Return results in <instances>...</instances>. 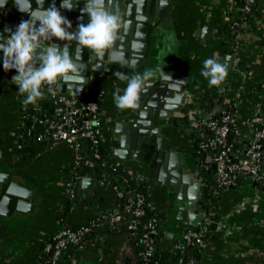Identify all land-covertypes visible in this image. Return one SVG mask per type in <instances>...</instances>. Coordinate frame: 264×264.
Instances as JSON below:
<instances>
[{"label": "crops", "instance_id": "0c3cea01", "mask_svg": "<svg viewBox=\"0 0 264 264\" xmlns=\"http://www.w3.org/2000/svg\"><path fill=\"white\" fill-rule=\"evenodd\" d=\"M233 1L180 0L178 4L171 6L165 18L153 30L143 69L118 66L115 71L101 78L97 89H103L104 96L99 104L98 116L102 124V141L110 143L111 152L114 147L111 145L113 125L124 120L131 110L118 109L114 103L113 95L116 90L120 89L123 94L126 87V82L114 75L117 71L126 74L133 71L142 73L146 69L155 70L164 66L163 71L167 76L185 82L182 111L173 114L170 120L160 121V136L166 138L169 152L179 154L184 173L191 175L196 182V142H193L199 139V135L190 127L189 118L194 114L191 111L184 113V108L197 101L201 93L205 92L211 99H216L221 94L216 87L210 88L208 81L200 74L204 59L215 58L224 62L225 58L233 57L230 64L227 60L229 74L221 86L224 91H228L224 95L225 104L235 101L237 118L242 121L253 117L260 102L261 89L249 90L245 88V82L264 81V0H242L244 6L246 4L253 9L250 10L252 14L235 44V54L232 51L225 53L226 47L220 40L219 23L220 19L227 20L230 15L235 19L240 18V10ZM244 6H240V9ZM207 27L211 34L206 39V36H202V31ZM15 73L1 71L8 82L0 93V156L4 171L11 173L12 180L33 192L31 203L35 209L32 214L14 212L12 217L0 216V264H40L45 245L56 232L85 224L93 215L105 216L119 209L114 189L97 181L91 191L81 189L80 182L78 202L67 204L66 183L69 181L74 155L70 146H51L48 138L40 135L36 142L43 139L46 142L36 153L18 154L17 145L24 117L18 106L19 95L22 94L12 81ZM159 77L161 76L157 74L151 81ZM240 87L244 90L238 99L235 94ZM86 100L87 97L82 102L85 103ZM207 106V109H198V114L215 113L217 104L209 107L210 103H207ZM44 108L47 115L43 114L40 121L45 125L47 133L54 119L50 113L52 107L45 103ZM173 120L179 123L173 124ZM25 126L27 130L32 128L31 122H26ZM239 132L244 136L246 129L240 126ZM116 160L134 175L144 168L153 211L165 213L161 228L163 251H179L181 258V253L186 250L184 262L192 260L193 264H264V191L255 192L247 181H242L231 189L213 187L210 198L212 209L206 214L200 204L207 183L203 184L199 193L200 200L193 208L194 213L203 214L196 226L210 219L211 214L217 215L219 222L213 235L205 239L202 246L184 244L181 242L184 227H196L190 225L189 220L183 222L177 218L179 208L186 207L187 202L178 201L172 188L167 187L175 199L166 205L162 204L158 199L162 185L148 177V169L143 163ZM90 201V205L85 204ZM199 205L201 210L198 212ZM114 224L104 222L99 226V232H94L93 229V235L85 236L83 244L72 258V264H142L137 256L138 246L131 243L125 233H106L107 229H114L119 225ZM104 225L107 227L102 228Z\"/></svg>", "mask_w": 264, "mask_h": 264}, {"label": "water", "instance_id": "95a60500", "mask_svg": "<svg viewBox=\"0 0 264 264\" xmlns=\"http://www.w3.org/2000/svg\"><path fill=\"white\" fill-rule=\"evenodd\" d=\"M180 0H105V7L110 12L120 15L130 21L127 33H121L112 48L105 51L103 58L96 57L88 49L82 51V62L86 65L83 89L62 85L57 93L68 98L79 99L76 108L79 109L84 98L90 97L97 89L100 80L109 72L119 67H132L143 69V62L147 59L149 40L153 30L160 21L165 18L172 5ZM35 9L38 0H30ZM62 0H44L43 7L47 9L51 4L61 11L71 23L70 31L78 29L80 24H87V15H82L80 9L84 7V0H77L72 10L61 9ZM243 3L241 7H243ZM26 13L18 10L14 0H7L3 8H0V43L14 32L21 21L29 20ZM232 21H229L231 23ZM203 37L209 38L211 30L204 28ZM53 43L63 46V41L53 40ZM75 44L70 46V54L74 51ZM3 53L0 52V57ZM228 63L233 57H227ZM119 66V67H118ZM15 73L12 76H16ZM57 87V86H54ZM185 82L176 77H159L150 82L141 92L137 107L130 110L124 120L114 123L111 145L115 159L123 161L133 160L143 163L148 169V177L156 180L162 186L172 188L178 201L187 202L186 207L179 208L177 218L196 226L203 218V214H196L194 206L200 200V184L194 181L191 175L184 173L178 153L169 152L165 137H161L160 121L170 120L173 114L182 111L184 104ZM48 108V105H46ZM53 114V109H50ZM1 155V146H0ZM0 156V216L12 217L14 212L32 214L35 206L31 203L33 192L16 181L12 180L11 173L5 172ZM214 165L212 169H214ZM95 180L83 178L81 189L91 191ZM201 210L200 205L197 211ZM116 224V223H115ZM114 224V225H115ZM104 225L102 228H106ZM100 227L94 232H99ZM192 248V247H191ZM187 251L181 253L177 264H183Z\"/></svg>", "mask_w": 264, "mask_h": 264}, {"label": "built area", "instance_id": "2783aa9c", "mask_svg": "<svg viewBox=\"0 0 264 264\" xmlns=\"http://www.w3.org/2000/svg\"><path fill=\"white\" fill-rule=\"evenodd\" d=\"M233 4L234 1H233ZM246 13L250 12V7L245 4L242 9ZM227 19V18H226ZM247 19L242 18L234 23V27L244 29ZM231 51L235 54L237 46L234 45ZM246 88V87H245ZM243 88L237 89L236 97L241 96ZM104 96L103 89H95L92 96L87 97L86 102H81L79 109L76 104L79 99L68 98L66 95L56 93L51 98V107L53 109L54 123L50 126L48 140L51 146L59 144L70 146L73 150V163L71 173L72 180L66 183V196L68 200H73L77 195L78 183L83 179L76 171L83 168H94L97 164L104 168L105 164L101 162L99 144L102 141V124L99 119V104ZM261 102L256 107L253 117L248 121H242L237 118V103L231 102L217 106L215 115L198 114V109L190 110L194 116L190 117V127L197 132L200 141L197 144L196 151V170L200 191L203 184L208 181V174L212 176L213 186L218 189H231L237 187L242 181H247L253 187L255 192L264 191V150L262 141L264 140V104ZM258 125V126H255ZM244 127L246 133L240 135L239 127ZM234 133L235 138L240 140L246 138L248 144L240 150H233L229 142V135ZM196 140L193 142L195 143ZM195 148V147H194ZM214 165V169L212 166ZM144 169V168H143ZM140 169L135 174L127 170L129 175H133L137 181L146 180L144 170ZM115 191V189H114ZM116 197H121V193L115 191ZM144 198L141 194L131 192L130 199L125 207V211L131 216L127 225L128 230H134L136 218L143 214L141 206ZM154 210L153 205L149 204ZM209 215V217H211ZM123 217L118 211L109 213L105 216L93 215L86 224H81L75 229L63 228L56 232L51 239L55 241L53 245L46 244L44 251L52 252V258L49 264H57L60 251L66 243L79 245L82 240L93 229L99 227L104 222L120 223ZM157 224L154 219L148 223L146 229L148 232L143 236L144 249L139 251L137 256L142 264H151L150 255L153 252L154 244L152 235L155 234L153 225ZM149 234V235H148ZM181 240L185 244L202 246L204 244L203 233L185 226L181 232ZM183 264H193L192 260L185 261Z\"/></svg>", "mask_w": 264, "mask_h": 264}, {"label": "clouds", "instance_id": "9594fccd", "mask_svg": "<svg viewBox=\"0 0 264 264\" xmlns=\"http://www.w3.org/2000/svg\"><path fill=\"white\" fill-rule=\"evenodd\" d=\"M76 2L62 0L60 8L70 11ZM6 3L7 0H0V8ZM14 3L30 19L21 21L16 30L0 43V52L3 53L0 60L6 72L15 70L17 73L12 81L18 87V92L25 96L27 104H36L48 95L55 96L62 85L83 89L86 68L82 62L83 49L91 50L96 57L103 58L118 36L122 32L127 33L131 23L107 10L105 0H84V7L80 11L82 15H87L88 22L86 25L80 24L75 31H70L71 23L62 16L55 4L45 9L44 0H38L33 9L30 0H14ZM54 39L66 43L60 46L52 42ZM73 43L75 49L70 54ZM202 64L200 74L208 81L209 87L223 91L221 86L229 74L227 58L224 62L206 58ZM131 66L135 68V64ZM163 67L146 69L142 73L115 72L117 79L126 82L123 94L117 89L113 95L116 107L121 110L136 108L141 92L150 86L151 80L157 74L167 76Z\"/></svg>", "mask_w": 264, "mask_h": 264}, {"label": "trees", "instance_id": "16d2710c", "mask_svg": "<svg viewBox=\"0 0 264 264\" xmlns=\"http://www.w3.org/2000/svg\"><path fill=\"white\" fill-rule=\"evenodd\" d=\"M235 7L238 8L240 11L239 13V19H235L233 15H230V17L227 20L220 19V27H221V44L224 45L225 53H229L232 49V47L238 42V38L240 36V33L242 32L241 28L234 27L235 22H239L242 18H245L248 20L252 12L246 13L242 9H240L242 0H234ZM252 10L253 8L250 7ZM232 23H229L231 21ZM3 64L2 60H0V93L6 88L7 85V79H5L1 75V71H3ZM12 72H15V70H11ZM247 89H261V96H260V107L263 108L264 104V81L256 83L252 80H246L245 82ZM227 89L224 91H221V94L216 99H211L209 95H207L205 92L201 93L199 95L198 100L187 104L184 108V113L192 110V109H207V103H210V106H213L214 104H217V106L221 104H225V98L224 95L227 94ZM52 95H48L46 99L38 101L36 104H27L24 106V95H19L18 100V106L19 109L24 117V125L21 128L20 131V139L19 143L17 145V152L19 155H24L26 153H36L37 149H40L42 146L45 145L46 140L43 139L41 142H36V139L41 135L46 138H48L50 130L48 129L47 133L45 131V125L40 121L43 114L47 115V110L44 108V104H49L51 106V98ZM215 100V101H214ZM231 102V101H230ZM210 111H212L210 109ZM211 113V112H209ZM214 113L213 115H215ZM183 121L185 119H182ZM26 122H31L32 128L26 129L25 124ZM185 122V121H184ZM173 124H178L179 122L177 120L172 121ZM258 126V125H255ZM200 139H197L195 143V148L197 147L198 142ZM229 142L233 146V150H240L245 145L248 144L246 138H241L240 140L235 138L234 133H231L229 135ZM262 149L264 150V140L261 143ZM110 143L101 141L99 144V151L101 156V162L105 164L104 168L99 167V164H97L94 168H83L76 173L81 176L82 178H92L97 182H103L106 184V186L110 189H115L117 193H121V197H116V202L118 205V213H120L123 217V220L119 223V225H116L114 229H107L106 233H125L128 236V239L131 243L136 244L138 246V252L144 249L143 245V236L145 235L147 231L146 226L148 223L152 220H156L157 224L153 225V230L155 232L154 235H152L154 249L152 254L150 255V263L151 264H177L180 259V252L176 251L175 253L163 251L161 249V238H162V222L164 219L165 213L162 214L155 213L149 206L151 203V198L149 194V186L146 183V181L139 182L136 180V178L133 175H129L127 173V169L124 165L119 163L113 156L111 149L109 148ZM194 157H197V153L195 151ZM212 176L210 173L208 174V181L207 185L205 186V195L200 200V204L202 205L203 210L206 212V214L210 213L211 208V191L213 186L212 182ZM73 175L70 173L69 181L72 180ZM80 183H78L77 191L79 189ZM135 192L139 193L144 198V203L141 206L143 210V214L136 218V223H134L135 229L134 230H128L127 225L128 223L134 219L133 216L130 215L129 212L125 211V207L128 203V200L130 199V193ZM158 199L162 202V204H168L169 202L173 201L175 199V196L171 191L168 190L167 187L161 186ZM78 196L76 195L73 200H68L67 204L70 205L73 202H78ZM98 200V199H97ZM90 202H85V204L90 205ZM96 203V202H95ZM152 204V203H151ZM131 216L130 221H128V218ZM219 222V218L217 215H212L210 219L203 221L199 226L191 227L194 230L201 231L203 233L204 240L211 237L214 233V231L217 228ZM86 224V223H85ZM76 227H70V229H75ZM93 230L86 235H93ZM149 235V234H148ZM83 241L79 245H73L71 243H66L63 248L60 251V256L58 258L57 264H72V258L74 254L77 252L78 248L83 244ZM184 243L183 241H181ZM55 241L53 239H49L47 244L53 245ZM185 244V243H184ZM52 252H43L42 258L40 261V264H49L52 258ZM141 262V260H139Z\"/></svg>", "mask_w": 264, "mask_h": 264}]
</instances>
